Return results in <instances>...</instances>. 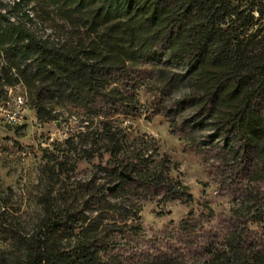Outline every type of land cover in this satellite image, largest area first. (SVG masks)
I'll return each mask as SVG.
<instances>
[{"label":"trees","instance_id":"16d2710c","mask_svg":"<svg viewBox=\"0 0 264 264\" xmlns=\"http://www.w3.org/2000/svg\"><path fill=\"white\" fill-rule=\"evenodd\" d=\"M38 1L76 28L77 40L61 44L27 28L30 0H13L5 12L0 8V58L6 64L0 71V91L8 94L22 84L41 122L59 119L55 95L62 105L101 119V129L91 135L118 159L125 143L110 119L133 100L118 83L129 81L144 66L178 68L182 74L163 77L172 89L184 86L167 107L171 129L192 139L207 132L193 143L195 149L217 164L245 209L224 219L225 231L206 232L190 211L176 237L140 248L131 244L140 236L138 227H129L126 219L124 225L116 219L106 223L104 217L127 215L134 208L138 213L137 202L113 205L108 187L92 188L85 205L91 214L98 213L94 218L72 207L57 214L47 199L40 226L22 232L7 227L1 213L0 228H7L14 247L12 263L264 264V233L249 225L264 220V35L259 30L248 34L258 22L254 11L246 15L232 0ZM18 10L22 21L13 20L11 12ZM117 168L110 174L119 181L118 188L132 186L144 198L166 193L185 196L186 203L193 200L175 192L164 162L137 154ZM55 218L62 221L56 225ZM117 232L125 241L114 238Z\"/></svg>","mask_w":264,"mask_h":264},{"label":"rangeland","instance_id":"374dc122","mask_svg":"<svg viewBox=\"0 0 264 264\" xmlns=\"http://www.w3.org/2000/svg\"><path fill=\"white\" fill-rule=\"evenodd\" d=\"M232 2L246 15L252 11L256 13L251 15L258 22L248 34L259 30L263 36L264 0ZM12 6L13 0H0L3 12ZM28 9L32 21L26 26L38 37L61 44L77 40L74 36L78 30L61 20L53 7L30 0ZM11 13L14 21H22V10ZM81 32L84 33V29ZM5 66L1 57L0 71ZM180 74L181 70L175 67L158 70L144 66L129 81L118 83L133 98L129 108L110 119L121 131L125 143V153L118 159L110 156L102 141L95 144L91 135L95 129H101V119H90L84 110L62 105L59 96L55 95L53 101L59 119L41 122L37 119L36 104L25 87L15 85L12 96L25 95L28 118L23 124L15 125L8 124L0 116V214H5L7 227L22 232L36 229L46 216L47 199L57 214L72 207L89 218L96 217L98 213L91 214L85 205L94 194L91 189L117 184L119 181L112 180L110 173L118 169L121 162L138 154L154 163L164 162L169 168L167 175L175 192L190 194L193 200L186 203L185 196L173 198L166 193L144 198L136 188L131 186L123 190L120 186L116 191L106 192L110 195L108 200L113 205L137 202L140 211L136 213L134 208L127 210V215L124 212L122 215L104 214L106 223L116 219L124 225L121 221L126 219L129 227H138L140 236L131 244L140 248L165 244L176 237L179 223L190 211L202 232L225 231L224 219H229L237 211H244L243 200L233 195V187L227 184V178L217 164L195 149L193 143L205 137L207 132L196 134L192 139L171 129L167 107L183 94L184 86L172 89L163 77L170 79ZM9 97L10 93L0 91V104L6 103ZM183 117L186 118L187 114ZM254 213L252 211V215ZM53 221L59 223L62 220L55 218ZM249 225L252 230L264 233V220ZM114 238L125 241L119 232ZM13 249L7 228H0V264H13Z\"/></svg>","mask_w":264,"mask_h":264},{"label":"built area","instance_id":"2783aa9c","mask_svg":"<svg viewBox=\"0 0 264 264\" xmlns=\"http://www.w3.org/2000/svg\"><path fill=\"white\" fill-rule=\"evenodd\" d=\"M8 90L10 97L6 103L0 104V116L8 124H23L28 118L26 97L23 94L12 96L13 89Z\"/></svg>","mask_w":264,"mask_h":264},{"label":"water","instance_id":"95a60500","mask_svg":"<svg viewBox=\"0 0 264 264\" xmlns=\"http://www.w3.org/2000/svg\"><path fill=\"white\" fill-rule=\"evenodd\" d=\"M126 178H128V179H130L131 178V176H129V175H125V174H123ZM118 186H119V183H117V184H115L114 186H112V187H108V192H113V191H115L117 188H118ZM56 225H58V223H56Z\"/></svg>","mask_w":264,"mask_h":264}]
</instances>
